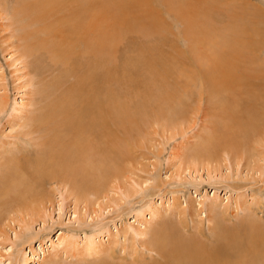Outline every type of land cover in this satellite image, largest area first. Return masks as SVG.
Returning <instances> with one entry per match:
<instances>
[{"label":"rangeland","instance_id":"374dc122","mask_svg":"<svg viewBox=\"0 0 264 264\" xmlns=\"http://www.w3.org/2000/svg\"><path fill=\"white\" fill-rule=\"evenodd\" d=\"M18 6V0H0V94L7 97L6 108L0 112L1 162L9 153L22 150L21 154H35L38 150L37 139L33 138L39 132L27 134L31 129L27 119L41 105H38L39 83L47 86L50 78H58L53 76L60 74L56 68L55 75L48 72L47 81H41L46 72L40 69L43 64L38 62L43 60L41 57L38 60L41 55L27 51L22 18L16 15ZM97 6L100 23L104 25L100 24L99 34L103 47H99V51L104 57L99 55V61L106 67L113 66L104 69L110 77L102 83L103 92L115 94V101L122 103L128 112L124 114L128 120L119 126L123 129L120 133L124 149L120 148L122 152L119 150L121 153L113 155L114 164L121 168L124 165V172L115 174L107 197L96 201V196L92 195V202L72 191L70 184L48 177L37 180V185L41 186L33 192H36L34 195L40 193L38 197L44 196V205L33 210L29 205H21L10 213L5 209L7 194L0 190L3 198L0 202V264H96L107 259L110 253L114 254V261L116 256L125 255L131 262L132 255L144 252L147 261L153 255L159 258L155 251L150 254L143 245L148 235L137 234V229H146L144 221L150 220L147 209L153 205L158 206L159 216L149 221L152 222L150 227L164 223L184 234L186 224L189 223L188 231H193V221L201 217L206 234L210 235L206 207L214 201L216 219H221L224 225L251 229L249 225L258 222L256 227L264 231V151L262 156L250 158L243 150L232 153L228 146L222 149L224 144L214 140L215 136L226 135L224 129L228 121L226 115L216 113L205 83L210 76L205 65L217 62L214 60L217 58L212 57L217 50L219 60L238 63V75L252 68L254 74L259 75L256 85L264 89V0H98ZM207 39L211 44L205 42ZM197 47L200 52H195ZM88 57L92 61L86 56L81 62L86 58L93 63L94 53H89ZM242 60L250 67L239 64ZM38 64L37 72L34 67ZM75 66L77 72L89 71L84 67L77 70ZM167 68L171 71L166 74ZM163 86V90L169 88V94L187 101L191 112L186 114V119H176V105L162 100ZM126 122L128 130L123 126ZM210 139L218 144L213 147L220 150L219 159L201 163L196 149L201 141L210 145ZM125 149L130 152L132 162L130 157L124 156ZM242 153L244 156L240 157ZM126 158L129 162L123 164ZM1 162L0 175H3ZM29 184L23 183L27 188ZM176 202L180 210H186V219L179 216V209H174ZM196 208L201 212L199 215ZM61 234L68 243L76 241L82 245L88 238L96 243L104 242L105 246L112 240L118 243L105 251L108 253L86 256V260L80 255L81 245L77 250L65 249V245L55 247L53 243Z\"/></svg>","mask_w":264,"mask_h":264},{"label":"bare ground","instance_id":"6f19581e","mask_svg":"<svg viewBox=\"0 0 264 264\" xmlns=\"http://www.w3.org/2000/svg\"><path fill=\"white\" fill-rule=\"evenodd\" d=\"M97 2L98 0H18L19 6L18 11L16 9V15H20L22 18L21 26L27 51L32 55H41L38 56V60L39 57L43 60V62H38L43 64L41 68L39 64L34 67L37 72L39 68L46 72L44 79L41 76L39 78L43 79H41L42 82L47 81V73L54 72L55 75L56 68L58 71L60 70V74H58L60 76L52 75L58 78L48 79L50 82L47 83V86L39 83L40 101L38 105H41L27 119V123L30 120L28 128H31L27 134L39 132V135L33 138L34 140L37 139L38 150L35 151V154L28 152L21 154L22 150L19 152L21 155L9 153L2 162L0 161L3 166L1 169L4 171L3 175H0V183L3 184L0 190L7 194L5 202L7 212L15 211V208L22 207L21 205H29L30 210L35 207L38 209L44 205V196L43 198L38 197L40 193L34 195L36 192L33 194L34 191L38 190L37 187L41 186L37 185V180H44L49 177L61 183L70 184L72 191L87 202H92L90 199L92 195L96 196V201L107 197L112 182L115 180V174L124 172V165L121 168L120 165L114 164L113 155L124 149L122 134L120 133L123 129L121 130L122 126L119 129V126L122 124L121 122L128 120L126 116L124 117V114L126 115L128 112H125L122 103L119 104L115 101V94L111 91L103 92L102 83L110 76L104 72L108 66H104L99 61V55L100 58L101 56L104 57V53L99 51V47L103 48L102 42L99 40L100 24L103 22L100 23ZM96 6L97 8H95ZM93 7L96 10L92 11ZM208 41V39L205 40L208 45L211 44ZM194 50L200 52L198 47ZM108 51L107 53L110 54L109 49ZM89 53L95 55L93 63L88 60L91 57V55L88 57ZM86 56L90 64L85 63L86 58L81 62ZM201 56L204 57V53ZM45 57L47 58L44 59ZM212 57H216L217 59L214 60L217 62L212 65H205L207 71L210 72V76L205 79L208 95L214 103L212 106L216 113L226 115L228 121L224 129L226 133L223 132L226 135L220 138L215 136L214 140L220 145L224 144L221 146L222 149L227 146L230 147L232 153L243 150L245 156L248 154L250 158L262 156L264 151L261 148L264 146V89H260L255 83V79L259 75L254 74L252 68L238 75L239 73L236 72L238 63L235 60L226 63L224 59L219 60L217 50H214ZM208 59L211 60V58ZM225 60L227 59L225 58ZM80 63H84V65L82 66ZM239 64L245 68L250 67L244 60L240 61ZM75 65L78 66L77 70L79 67H84L89 71L85 70L86 74L81 73L82 69L81 72H77L74 69ZM109 67L113 68V66ZM167 71L168 68L165 70L166 74L170 73L171 70ZM191 75L193 77V74ZM68 78H74L75 81L68 80ZM167 91H162V100H167L168 103L176 105L178 112L175 114L176 119H186V114L191 112L187 101L185 102V99L181 97L177 99L176 95H171L169 94L171 91ZM148 99L150 97L147 98L149 102ZM6 103L7 97L0 94V112L6 108ZM136 111L140 112L138 108ZM129 113L131 112L129 111ZM123 126L127 128V122L125 125L123 123ZM127 130L124 131L127 133ZM213 141L210 145L206 143L205 145L203 141L198 144L196 157L202 161L201 163L219 159L217 153L220 150L214 149L213 146L216 144ZM128 149L124 150V156L129 158L131 154L126 151ZM212 149L214 150L212 151ZM243 153L240 157L244 156ZM131 157L129 161H131ZM107 161L109 165H107ZM129 161L126 158V162L123 163L122 160V163L127 164ZM23 173H26L25 177ZM24 182L30 183V186L26 185L29 188L23 185ZM12 189L14 190L12 191ZM2 199L0 194V202ZM179 207L180 204L177 203L174 209L177 210ZM215 207L214 201L206 207L207 227L210 233L208 235L204 225L205 221L201 217L199 220L197 219L198 221H193V231H190L192 233L188 231L189 223L185 226L187 232L184 234L174 231V226L171 227V225L156 221L154 224L156 222L159 226L150 227L152 222L149 221L156 220L159 216L158 206H150L147 209L150 213V218L148 217L150 220L144 221L146 229H137V234L145 233V236L148 235L149 239H144L143 245L149 253L155 251L159 258L153 257V255L151 260L147 261L144 252L143 255H132L133 261L131 262L126 260L127 256L125 255L120 257L115 255L116 260L114 261L112 257L114 254L110 253L107 255V259L96 262V264H264V231L262 228L256 227L255 224L258 222L254 225L248 223L251 229L240 228L241 226L229 228L230 225H224L220 221L221 219H216ZM195 211H198L199 215L200 210L196 208ZM185 215L186 210L184 208L179 209V216L186 219ZM160 216L163 218L161 214ZM243 233H247V236H243ZM65 239L66 237L61 234L53 244L55 247L65 245V249H79L78 246L81 243L76 241L68 243L64 241ZM110 239L112 240L111 236ZM117 243L118 241L116 243L113 240L109 241L106 245L108 247H106L104 242L96 243L92 238H88L81 245L82 253L80 255L85 258L86 256L98 257L103 253H108L105 251ZM136 258H140L141 261L136 260Z\"/></svg>","mask_w":264,"mask_h":264}]
</instances>
